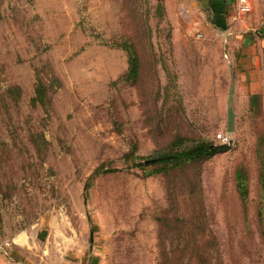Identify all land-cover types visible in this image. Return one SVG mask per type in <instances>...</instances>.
<instances>
[{
	"label": "rangeland",
	"instance_id": "1",
	"mask_svg": "<svg viewBox=\"0 0 264 264\" xmlns=\"http://www.w3.org/2000/svg\"><path fill=\"white\" fill-rule=\"evenodd\" d=\"M249 16L211 18L197 0H0V250L17 242L27 264H264V42L241 62ZM124 42L136 84L120 79ZM178 136L230 148L168 174L132 163ZM194 243L201 263L180 248Z\"/></svg>",
	"mask_w": 264,
	"mask_h": 264
},
{
	"label": "trees",
	"instance_id": "2",
	"mask_svg": "<svg viewBox=\"0 0 264 264\" xmlns=\"http://www.w3.org/2000/svg\"><path fill=\"white\" fill-rule=\"evenodd\" d=\"M260 35L264 38V28L260 31ZM122 49L127 53L128 57V68L126 72L120 77L125 82H131L136 84L140 81L141 77V61L140 57L135 50L134 46L128 42L121 44ZM251 105L254 107L257 102L259 95L251 94ZM33 104H41L42 106H47L49 104V99L47 96V88L44 83L39 82L37 89L35 90V95L32 98ZM229 145L227 144H217L213 141H209L204 138L191 140L189 143L186 142V138L178 136L175 138L171 144L161 151H158L150 156H134L130 153V158H133V164L145 170V176L168 174L172 170L183 169L191 164L206 160L217 154L224 153L229 150ZM257 155L259 160H261V172H260V184L261 188L264 190V133L260 134L257 142ZM97 170L96 172H98ZM236 188L239 197L243 203L244 209L246 211V203L248 198V173L244 168H240L236 171ZM173 245V244H172ZM179 247V246H178ZM184 251H192L195 253L196 262H202L201 258H206L207 253L201 252L199 246L194 243L192 247L190 244H182L180 247ZM192 258H189V262Z\"/></svg>",
	"mask_w": 264,
	"mask_h": 264
},
{
	"label": "crops",
	"instance_id": "3",
	"mask_svg": "<svg viewBox=\"0 0 264 264\" xmlns=\"http://www.w3.org/2000/svg\"><path fill=\"white\" fill-rule=\"evenodd\" d=\"M200 5L203 6L206 14H209L211 18L213 16H218L220 19L225 20H240L243 21L245 16L250 14L251 25L254 34L249 36V39L243 40L242 45V57L246 61L254 60L251 58V50L254 49L255 40L259 39L264 42V38L260 35V28L264 23V0H252V10L251 12L239 15L236 10V0H197ZM243 64V63H242ZM19 254L20 251L19 244L17 242H11L7 247H1L0 250V264H27L26 261H22Z\"/></svg>",
	"mask_w": 264,
	"mask_h": 264
},
{
	"label": "built area",
	"instance_id": "4",
	"mask_svg": "<svg viewBox=\"0 0 264 264\" xmlns=\"http://www.w3.org/2000/svg\"><path fill=\"white\" fill-rule=\"evenodd\" d=\"M236 10L239 15H244L252 10V0H236ZM217 138L222 143H228L229 138L225 134H217Z\"/></svg>",
	"mask_w": 264,
	"mask_h": 264
}]
</instances>
